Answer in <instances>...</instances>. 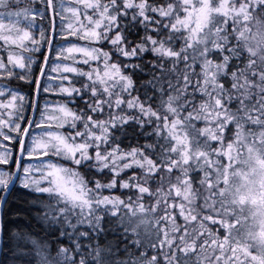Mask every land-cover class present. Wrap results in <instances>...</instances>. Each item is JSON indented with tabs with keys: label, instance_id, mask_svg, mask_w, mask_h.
Instances as JSON below:
<instances>
[{
	"label": "trees",
	"instance_id": "trees-1",
	"mask_svg": "<svg viewBox=\"0 0 264 264\" xmlns=\"http://www.w3.org/2000/svg\"><path fill=\"white\" fill-rule=\"evenodd\" d=\"M93 1L98 6L89 15L100 23L96 47L101 60L78 64L76 74L67 76L68 88L73 91L70 97L44 96V77L38 110L43 102L50 100L65 106L74 119H79L77 133L84 131L86 135L69 136L64 129L62 133L65 138H73L87 147L88 161L78 166L61 163L77 170L90 202H94L93 207L102 209L105 199L119 206L116 212L114 207L103 208V214L97 218L100 233L95 238L87 234L75 244L77 234L67 230L63 219L69 210L57 196L16 186L2 212L0 264H40L36 245L43 251L39 256L45 253L49 264H144L145 259L164 264V258L172 257L171 251L178 257L192 258L187 252L188 246L215 245L219 249L222 245L223 238L221 242L217 239L222 233L215 229L220 228L218 224L225 228L229 221L221 217L218 199L215 203L212 194L220 186L204 185L201 171L196 172L192 164L184 163L177 155L173 154L175 160L172 156L166 160L171 145L165 139V125L175 121L173 115H168L167 107L173 108L175 116L184 113L195 117L197 129L209 130L214 139L215 133L220 139L233 135L232 126L223 121L225 114L234 117L232 110L243 115L244 120L254 117V106H259L260 114H264V0H223L234 11L244 6L254 7L255 15L249 8L251 11L239 23L260 24V28L254 39L240 41L235 36L239 28L235 31L232 27L234 21L219 30L217 35L222 43L217 50L227 41L236 47L225 60L218 53L207 58L215 66L213 83L203 73L198 59L200 50L191 47L178 24L187 9L183 0ZM52 3L56 35L50 63L61 40L57 35L56 0ZM38 5L43 12L40 21L44 49L36 55L34 70L15 71L11 75L7 71L9 76L0 77L1 86L26 98V118L33 106L35 84L50 32L47 1L42 0ZM247 31L251 32L244 28L243 32ZM111 69L125 78L127 92L121 84L115 87L110 79L102 78L104 82H98L97 76ZM161 97L165 102L161 103ZM133 104H137L134 113L130 112ZM214 116L217 119L212 120ZM182 123L185 127L189 125L186 121ZM93 124H102V141L90 136ZM18 145L19 140L12 144L14 157ZM95 153L105 163L111 156L119 159L117 155L126 154L132 155L134 161L120 162L117 167L107 163L99 169L93 163ZM6 169L12 170V167ZM2 192L3 189L0 201ZM120 211L127 215L133 211L132 217ZM134 212L145 214L154 222V236L139 228L131 231L136 223L132 219ZM49 215L51 222L47 223L45 217ZM90 221V227L95 225L92 217Z\"/></svg>",
	"mask_w": 264,
	"mask_h": 264
},
{
	"label": "rangeland",
	"instance_id": "rangeland-1",
	"mask_svg": "<svg viewBox=\"0 0 264 264\" xmlns=\"http://www.w3.org/2000/svg\"><path fill=\"white\" fill-rule=\"evenodd\" d=\"M42 0H0V77L11 75L15 71L25 73L34 70L37 61L36 55L44 49V31L41 23L43 12L38 5ZM186 10L178 24L186 33L191 47L197 48L200 53L198 59L203 68V73L210 83H213L212 74L214 65L209 58L213 53L225 60L235 51L236 44L228 41L219 49L222 43L217 35L220 29H224L226 20L234 21L233 28L239 31L235 33L238 41L257 35L260 24H242L239 20L246 14L245 8L231 10L228 1L223 0H183ZM93 0H56L58 16L57 35L60 42L56 46L55 55L49 64L44 78V96L70 97L73 93L68 88L67 76L77 72L78 64H86L101 60L102 55L96 47L99 41L98 29L100 23L93 21L89 15L96 9ZM239 24H241L239 26ZM244 28L249 29L244 33ZM8 71V74L6 73ZM104 75H98V82H104L102 78L110 79L115 87L121 84L124 92L128 90V84L124 82L120 74L115 70H105ZM221 73V72H220ZM8 75V76H9ZM125 86V88H124ZM26 98L19 92H13L0 85V190L5 188L11 175L6 167L12 163V144L20 140L26 118ZM49 100V99H48ZM161 103L165 102L161 97ZM253 111L260 114V107L254 106ZM234 117L224 115L223 121L232 126L233 138L229 148L237 152H225L223 157L219 150L210 147L214 141L211 132L205 128L197 129L194 125L196 118L179 113L176 122H189L188 130L184 124L165 126V134L169 136L173 144V151L179 155L184 163L202 168L200 171H209L212 180L220 184L221 188L216 193L218 207L227 218L233 221L226 226L227 240L238 246L249 256L248 251L255 249L262 258L252 255L254 260L264 262V127L261 128L256 121H245L244 116L233 111ZM217 119L215 116L212 120ZM248 122V123H247ZM79 119H74L69 110L53 101H45L38 110L36 121L25 145L24 164L19 178L18 187L28 189L38 194L57 196L65 208L67 217L64 224L72 234L76 233L75 244H79L87 234L95 238L100 233L98 219L103 214V208H113V212L119 206L108 199L103 200L102 209L93 207L94 202L85 192V184L75 168L62 165L61 162L71 163L75 166L88 161L87 147L67 139L62 130H67L71 136L86 135L84 131L77 133ZM249 124L251 129H249ZM102 124H93L89 131L95 141H102ZM215 125V124H214ZM197 134V135H196ZM217 136V135H215ZM207 141V151L203 149ZM228 146V145H227ZM227 149V148H226ZM109 157L105 163L95 153L94 165L103 168L107 163L117 167L120 162L134 161L132 155H117ZM180 160V159H179ZM213 161L215 166H213ZM220 164V168L217 164ZM209 174L207 173L208 177ZM201 182V180H200ZM202 185V183H200ZM207 185V184H206ZM214 194V193H212ZM221 203L223 205H221ZM99 205V203H98ZM101 205V202H100ZM48 209V207H44ZM96 208V209H95ZM149 212V208L144 209ZM51 211V210H50ZM134 211V210H133ZM131 213L124 214L132 217ZM141 213H145L139 209ZM46 212H49L48 210ZM92 213V214H91ZM94 213V214H93ZM49 214V213H46ZM135 216L136 229L149 235H153L154 222L145 214ZM63 216V215H61ZM244 216V218H243ZM91 217L95 220L91 227ZM239 217L238 222L236 218ZM51 215L45 217L50 223ZM243 219V223L241 220ZM238 227H243L240 231ZM142 241H144L142 239ZM246 243V245H245ZM245 245V246H244ZM36 245V257L40 264H49L50 259ZM101 250L100 252H102ZM173 254L174 252L171 251ZM83 258V257H80ZM163 260V259H162ZM182 264H195L191 259L184 258ZM173 258L169 259V263ZM197 262V260H196ZM154 260H144V264H153ZM199 264V263H197ZM206 264V262L204 263ZM219 264V263H216Z\"/></svg>",
	"mask_w": 264,
	"mask_h": 264
},
{
	"label": "flooded vegetation",
	"instance_id": "flooded-vegetation-1",
	"mask_svg": "<svg viewBox=\"0 0 264 264\" xmlns=\"http://www.w3.org/2000/svg\"><path fill=\"white\" fill-rule=\"evenodd\" d=\"M224 152H233L235 154L237 150L235 149L231 150V148H228V149H225ZM208 179H210V177ZM215 230L219 232L218 229H215ZM226 237H227V234L225 230L223 234L217 237V239L220 242L222 241V238H223L222 245L219 246V249H217L215 245L188 246L187 252L193 254L196 251H200L198 252V255L194 256L197 259L199 264H204L205 262L206 264H216V263H219V264H261L257 262L256 260H254L252 256L255 253L254 251H256L254 255L262 258V256L258 254L257 250L254 249L252 251L251 249V251H248L249 256H247L244 253V251H242L241 248L230 243ZM263 238H264V234H263ZM171 256L173 258L172 264H178L179 262L177 260V256H175L174 254H172ZM263 257H264V253H263ZM164 264H171L169 263V258L165 259Z\"/></svg>",
	"mask_w": 264,
	"mask_h": 264
},
{
	"label": "water",
	"instance_id": "water-1",
	"mask_svg": "<svg viewBox=\"0 0 264 264\" xmlns=\"http://www.w3.org/2000/svg\"><path fill=\"white\" fill-rule=\"evenodd\" d=\"M47 7H48V12H49V17H50V24H51L49 43H48V47H47V51L45 54V58H44L42 67L40 69V72H39V75H38V78H37V81L35 84L33 107H32V111H31L30 119L27 122V124L24 128L22 137H21V141L19 144V148L17 151V157H16V161H15V165H14L13 176H12V179H11L10 183L8 184L7 188L4 190L2 198H1V204H0V250H1V242H2V239H1L2 238L1 213H2V210L4 208V204H5L6 200L8 199L9 195L11 194V192L14 189V187L17 183V180H18V175H19V171H20V167H21V161H22V157H23L25 141H26V138H27L34 122H35L40 85H41L44 73L46 71V67L48 65V61H49L50 54H51V49L53 46L54 36H55L56 24H55L54 12H53L52 0H47Z\"/></svg>",
	"mask_w": 264,
	"mask_h": 264
},
{
	"label": "bare ground",
	"instance_id": "bare-ground-1",
	"mask_svg": "<svg viewBox=\"0 0 264 264\" xmlns=\"http://www.w3.org/2000/svg\"><path fill=\"white\" fill-rule=\"evenodd\" d=\"M6 203V202H5ZM0 204H1V201H0ZM5 206V204H4ZM4 209V208H3ZM3 212V210H2ZM1 219H2V213H1ZM1 228H2V221H1ZM2 239V238H1ZM1 252H2V242H1V250H0V258H1Z\"/></svg>",
	"mask_w": 264,
	"mask_h": 264
}]
</instances>
